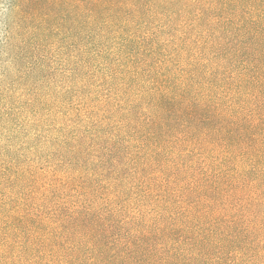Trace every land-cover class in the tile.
<instances>
[{
	"label": "trees",
	"instance_id": "trees-1",
	"mask_svg": "<svg viewBox=\"0 0 264 264\" xmlns=\"http://www.w3.org/2000/svg\"><path fill=\"white\" fill-rule=\"evenodd\" d=\"M0 264H264V0H0Z\"/></svg>",
	"mask_w": 264,
	"mask_h": 264
}]
</instances>
